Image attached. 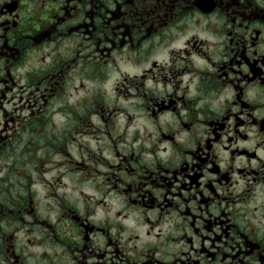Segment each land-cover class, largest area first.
<instances>
[{
    "label": "flooded vegetation",
    "instance_id": "flooded-vegetation-1",
    "mask_svg": "<svg viewBox=\"0 0 264 264\" xmlns=\"http://www.w3.org/2000/svg\"><path fill=\"white\" fill-rule=\"evenodd\" d=\"M0 264H264V0H0Z\"/></svg>",
    "mask_w": 264,
    "mask_h": 264
},
{
    "label": "rangeland",
    "instance_id": "rangeland-1",
    "mask_svg": "<svg viewBox=\"0 0 264 264\" xmlns=\"http://www.w3.org/2000/svg\"><path fill=\"white\" fill-rule=\"evenodd\" d=\"M80 81H82V78H81V76H80V79H79V83H80ZM112 86V80H109V82L107 83V85L105 86L106 88H107V90L110 88ZM56 117V116H55ZM54 117V118H55ZM53 118V119H54Z\"/></svg>",
    "mask_w": 264,
    "mask_h": 264
}]
</instances>
